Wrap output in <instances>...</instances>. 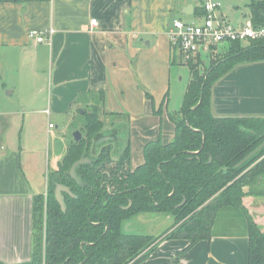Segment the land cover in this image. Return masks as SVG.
<instances>
[{"label":"crops","instance_id":"crops-1","mask_svg":"<svg viewBox=\"0 0 264 264\" xmlns=\"http://www.w3.org/2000/svg\"><path fill=\"white\" fill-rule=\"evenodd\" d=\"M203 3L0 0V262L30 259L33 197L45 194L47 174L57 168L67 145L56 149L52 141L60 125L73 123L95 97L103 112L128 116L127 131L121 128L109 135L129 138L132 166L143 161L148 141L172 138L174 125L165 102L161 113H156L163 97L158 93L160 86L141 81L139 63L148 65L151 57L146 46L154 39L155 50L159 45L160 50L151 59H158L162 73L169 71L177 51L169 44L167 29L174 18L183 20L181 15L196 18L193 12ZM187 5L193 6L192 13L182 12ZM91 18L98 20L97 27L90 26ZM50 28L48 42L36 43L28 36L30 30ZM163 43L167 47L161 49ZM8 60L10 80L17 78V85L5 89L1 65ZM211 109L216 116H264V61L240 64L215 82ZM263 200L252 199L250 212L264 231V205L259 204ZM146 215L131 218L127 229L137 232L148 224L141 234L151 235L153 223L161 226L157 232L171 223L166 215L162 222L160 215ZM212 233L209 240L198 241L176 260L187 242L163 240L138 264H247L246 224L237 210H220Z\"/></svg>","mask_w":264,"mask_h":264},{"label":"trees","instance_id":"trees-1","mask_svg":"<svg viewBox=\"0 0 264 264\" xmlns=\"http://www.w3.org/2000/svg\"><path fill=\"white\" fill-rule=\"evenodd\" d=\"M203 12L201 4L193 16ZM243 16L264 27V0H248ZM218 47L207 64L198 58L186 61L190 78L181 105L178 112L168 113L172 138L148 141L140 164L132 166L127 136L122 142L115 138L95 144L114 131L103 129L104 120L95 110L80 114L75 125L80 140L67 142L57 168L47 174L45 194L33 197L32 255L15 264H138L161 241L185 240L176 260L212 237L222 209L237 210L245 220L247 264H264V231L250 212L252 199H264L259 183L264 178V116H216L211 109L214 83L240 64L264 61V39ZM164 102L166 93L157 114ZM121 118L116 130L127 131L129 118ZM81 157L89 162L77 166L76 183L69 169ZM56 184L72 193H64V211L55 199ZM138 214L168 215L172 223L157 235L125 229Z\"/></svg>","mask_w":264,"mask_h":264},{"label":"rangeland","instance_id":"rangeland-1","mask_svg":"<svg viewBox=\"0 0 264 264\" xmlns=\"http://www.w3.org/2000/svg\"><path fill=\"white\" fill-rule=\"evenodd\" d=\"M205 1H207V0H189V3H193V4L197 5V4H200L201 2H205ZM212 1L220 3V8H219L220 11L222 12V14L225 17H227L226 20H228L231 24L238 26L244 22L245 18L242 17V10L245 11L246 3L248 2V0H212ZM219 13L220 12L218 10L216 12V14H219ZM181 17L184 21H188V22L200 21V19H195L194 17H192L190 15H181ZM152 41L154 44V39H152ZM153 44L150 47L146 46V48H150L147 50L150 53L151 58H154L155 51L158 50L159 46H160L159 45L155 50V47L153 46ZM163 47L165 48V47H167V45L165 43H163L161 46V49ZM172 54H174V51H172ZM151 58L148 61V65L145 64L144 62H143V64L139 63L140 64V71L138 73L140 74L141 81L143 83H145L144 80H146V81H149V83H151V85L153 83L154 85L160 86V90L158 91L159 96L162 97L163 94L166 93L167 97H168V101L166 103V109L170 113H176L179 110V107H180L181 101H182V97L184 94V90H185L186 85H187L189 78H190L189 67L186 64V62L181 60L178 53L175 52L176 61L172 58L171 59L172 64L169 65V71L167 70V71H164V73H162L163 71L159 69L160 65H159L158 59L152 60ZM208 61H209V58L203 59V63H205V64H207ZM167 64H168V61H167ZM138 67H139V65H138ZM198 68H202V67L199 66ZM1 73H2L3 82H4V84H6L5 89H9V85L10 86L11 85H17V78H14V80L13 79L10 80L11 77H9V60L4 65H1ZM9 80H10V82H9ZM3 94H6L5 90H4ZM82 110L83 111L84 110H95L100 115V117L104 120V127L105 126L110 127V129L106 130V132L117 131L116 128L120 125V122L123 120L121 117H110L109 115L108 116L103 115V113H102L103 110L101 109V107H99V102H98L97 97H95L93 99V102H91L90 104H87L85 107H83ZM79 120H80V116H77V119L75 118L73 123H72V121L71 122L68 121L66 124H63V126L60 125L59 135L56 137V140L52 141V143L54 144L56 149L61 148L62 145H65L66 142H68L70 139H72V137H73L72 134L76 130L75 125H77L79 123L78 122ZM51 123L54 124L53 121H51ZM120 136L125 137L124 134H122ZM55 144H57L58 146ZM49 150H51V152H52V150H53L52 145H50ZM261 187L264 188V180L261 184ZM43 189L41 191H43ZM260 203H263V205H264V202H259V204ZM43 214H44V208H43ZM154 215H160L159 218H161V222L165 218L164 214H154ZM154 215L153 214H147L146 216L147 217L150 216V218H152ZM166 216H168V215H166ZM165 220H167L166 222H169L168 219H165ZM171 223H172V220H171ZM149 226L150 225H148V224H146V226H144V227L139 226V229L136 230L137 231L136 233H141V231L142 232L145 231ZM152 226L155 228L153 229V234H151V235H154L156 233L157 234L161 233L162 231H164L168 227V226H165L159 232H157L159 229L158 227H161L160 224L153 223Z\"/></svg>","mask_w":264,"mask_h":264},{"label":"built area","instance_id":"built-area-1","mask_svg":"<svg viewBox=\"0 0 264 264\" xmlns=\"http://www.w3.org/2000/svg\"><path fill=\"white\" fill-rule=\"evenodd\" d=\"M203 8V14L195 18L200 21L188 22L174 18L167 29L169 44L177 51L182 61L210 58L219 45L231 41L264 39V27H255L248 17L236 26L220 13L216 14L220 8L218 2L207 0L203 3ZM89 24L97 27L99 22L96 18H91ZM52 33L51 28L45 31L30 30L28 36L36 43H40L48 42Z\"/></svg>","mask_w":264,"mask_h":264},{"label":"water","instance_id":"water-1","mask_svg":"<svg viewBox=\"0 0 264 264\" xmlns=\"http://www.w3.org/2000/svg\"><path fill=\"white\" fill-rule=\"evenodd\" d=\"M192 9H193L192 5H187V6L182 7V12L183 13H192ZM80 111H83V110H80ZM72 136H73L72 138H73L74 141H79L80 138H81V133H80L79 130L76 129L73 132ZM115 138H117L119 141L122 142V138H121L120 135H117V136H106L105 135V136L98 137L96 139V141H95V144H100V143H102L103 141H106V140H114ZM87 162H89V159L81 157V158L76 160L71 165V167L69 169V175L76 183H80L79 179H78V177L76 175V171H75L77 166H79V165H81L83 163H87ZM64 193L69 194V195L72 196V193H71L70 189L67 186H65L63 184H56L55 189H54V195H55V199L58 202V204L60 205V208H61L62 211L65 210ZM126 223H125V226H124L125 229H127V227H128V224H126Z\"/></svg>","mask_w":264,"mask_h":264},{"label":"bare ground","instance_id":"bare-ground-1","mask_svg":"<svg viewBox=\"0 0 264 264\" xmlns=\"http://www.w3.org/2000/svg\"><path fill=\"white\" fill-rule=\"evenodd\" d=\"M195 62V61H194Z\"/></svg>","mask_w":264,"mask_h":264},{"label":"flooded vegetation","instance_id":"flooded-vegetation-1","mask_svg":"<svg viewBox=\"0 0 264 264\" xmlns=\"http://www.w3.org/2000/svg\"><path fill=\"white\" fill-rule=\"evenodd\" d=\"M123 141V140H122Z\"/></svg>","mask_w":264,"mask_h":264}]
</instances>
